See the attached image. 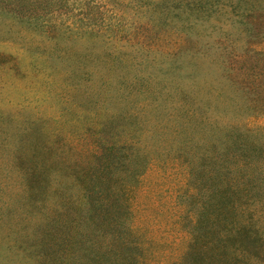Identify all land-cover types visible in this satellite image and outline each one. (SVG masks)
Instances as JSON below:
<instances>
[{
    "label": "rangeland",
    "instance_id": "obj_1",
    "mask_svg": "<svg viewBox=\"0 0 264 264\" xmlns=\"http://www.w3.org/2000/svg\"><path fill=\"white\" fill-rule=\"evenodd\" d=\"M261 75L264 0H0V264H200L213 149L264 230Z\"/></svg>",
    "mask_w": 264,
    "mask_h": 264
},
{
    "label": "trees",
    "instance_id": "obj_2",
    "mask_svg": "<svg viewBox=\"0 0 264 264\" xmlns=\"http://www.w3.org/2000/svg\"><path fill=\"white\" fill-rule=\"evenodd\" d=\"M259 79L264 81L262 75L259 76ZM112 151L111 154H115L114 152L117 151V149L115 148ZM227 153L228 152L225 151L224 154ZM224 154L218 153L217 149L205 153V155L216 161L218 165L217 169L220 168V174L217 179L222 186L215 191V200L212 209L215 215V223L216 220L219 219L224 225V228L222 227L221 230L223 235L221 236V239L217 241L204 240L199 234L195 236L193 235V242L198 248H196L195 245H192L190 247V253L184 257L188 258L189 261L191 260V262L197 260L200 264H217V258L212 256L211 253L218 252L217 244L220 243V245H226L223 249L225 247L228 248L229 251L226 255H232V258L229 260H218V264H222L223 262L224 264H246L244 258L238 260L235 258L236 256L232 254V252L238 250L240 247H242V251L246 256L252 254L257 259H262L264 257V230L261 227H257L255 222V220H259L260 217L255 219L250 212L248 214L245 211L247 206L239 207V205L235 204V198L240 193L245 197V204H248L251 201L253 193L256 196H259L257 192L250 193L255 184L254 179L250 176L247 177V175H244L242 182H239L234 177L231 170L221 171L222 168L229 167L227 159L223 156ZM211 158H208L207 161L210 162ZM243 166L244 164L241 167ZM213 175L214 173L210 171V176ZM205 216L208 218L207 221H203L202 225L210 224V216L208 214H205ZM203 232L205 234L203 237L211 239L210 235L213 234L214 230L208 225L203 228ZM216 233L217 229L215 230V235Z\"/></svg>",
    "mask_w": 264,
    "mask_h": 264
}]
</instances>
